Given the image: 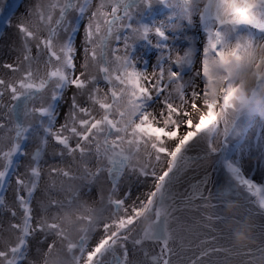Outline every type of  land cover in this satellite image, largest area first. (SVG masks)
Returning a JSON list of instances; mask_svg holds the SVG:
<instances>
[{
  "label": "snow or ice",
  "instance_id": "6c2138e0",
  "mask_svg": "<svg viewBox=\"0 0 264 264\" xmlns=\"http://www.w3.org/2000/svg\"><path fill=\"white\" fill-rule=\"evenodd\" d=\"M258 115L264 0H0V264H258Z\"/></svg>",
  "mask_w": 264,
  "mask_h": 264
},
{
  "label": "clouds",
  "instance_id": "9594fccd",
  "mask_svg": "<svg viewBox=\"0 0 264 264\" xmlns=\"http://www.w3.org/2000/svg\"><path fill=\"white\" fill-rule=\"evenodd\" d=\"M201 2H206V0H201ZM257 119L264 120V116H257ZM239 211L238 207L234 203H226L225 204V214L226 215H233ZM246 224H251L252 221L248 220L245 222ZM226 227L232 232V242L237 245H244V244H253L254 241L252 240V231L248 227H241L235 224H228ZM258 264H264V260L258 262Z\"/></svg>",
  "mask_w": 264,
  "mask_h": 264
},
{
  "label": "bare ground",
  "instance_id": "6f19581e",
  "mask_svg": "<svg viewBox=\"0 0 264 264\" xmlns=\"http://www.w3.org/2000/svg\"><path fill=\"white\" fill-rule=\"evenodd\" d=\"M168 9L164 8L162 5H153L148 13L145 14L144 22L145 23H151L152 21H160L163 20L168 15ZM187 31V30H185ZM190 40H195L198 38L189 36ZM170 43H175L174 41H170ZM144 42H138L137 45L134 46V53L133 55L139 58L140 56H143L141 54V49L143 48ZM156 51H159L158 49H153V52L151 53V56L156 53ZM195 51V49H194Z\"/></svg>",
  "mask_w": 264,
  "mask_h": 264
},
{
  "label": "rangeland",
  "instance_id": "374dc122",
  "mask_svg": "<svg viewBox=\"0 0 264 264\" xmlns=\"http://www.w3.org/2000/svg\"><path fill=\"white\" fill-rule=\"evenodd\" d=\"M159 55V51H156V53H154L152 56H151V59H149V56H140L139 59H142L144 62H145V66H148L150 67L153 63H155V60H156V56Z\"/></svg>",
  "mask_w": 264,
  "mask_h": 264
}]
</instances>
